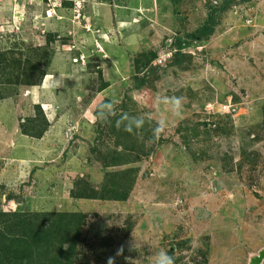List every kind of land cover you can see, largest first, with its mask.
<instances>
[{"label":"rangeland","instance_id":"374dc122","mask_svg":"<svg viewBox=\"0 0 264 264\" xmlns=\"http://www.w3.org/2000/svg\"><path fill=\"white\" fill-rule=\"evenodd\" d=\"M221 4L0 0L19 60L0 66L1 243L28 214L77 212L73 264H248L264 247V0L175 55Z\"/></svg>","mask_w":264,"mask_h":264},{"label":"trees","instance_id":"16d2710c","mask_svg":"<svg viewBox=\"0 0 264 264\" xmlns=\"http://www.w3.org/2000/svg\"><path fill=\"white\" fill-rule=\"evenodd\" d=\"M235 1L237 0H223V4L214 6L210 13L207 14L205 22L196 31L188 33L178 40V50L175 55L178 57L182 45H188L191 40L202 41L207 39L216 26V15ZM239 1L245 2L249 0ZM6 53L8 52L5 49L0 51L1 68L2 66L4 68L12 67L17 61L19 62V60L16 61L15 59L7 61L4 56ZM143 82V79H140L138 85L143 84ZM35 136L39 137L41 133ZM97 137H100V132ZM79 196L83 195L79 193ZM28 216L32 217L23 218L18 223V225L24 227L23 229H26L20 237L17 238L16 234L14 237L5 234L4 242H0V253L8 254L6 258H0V264H5L6 262L8 264H33L35 259L39 260L36 264H45V261L42 262L41 259L46 257L48 258L46 261L49 264H73L77 262L79 258L75 256L76 254L78 255L75 241L81 226V214L77 212H57L52 213L50 216L37 215L36 213L28 214ZM38 216H41V218L37 219ZM71 232H76L72 238L68 236ZM67 241L69 243L64 247V243ZM32 245L45 250L44 255L40 256L38 253L34 255Z\"/></svg>","mask_w":264,"mask_h":264},{"label":"clouds","instance_id":"9594fccd","mask_svg":"<svg viewBox=\"0 0 264 264\" xmlns=\"http://www.w3.org/2000/svg\"><path fill=\"white\" fill-rule=\"evenodd\" d=\"M176 104L181 105L180 98L176 99ZM159 128V125H158ZM163 131V129H160ZM109 264H113L112 258H109ZM153 264H175L173 257L169 256L166 252L160 251L156 254Z\"/></svg>","mask_w":264,"mask_h":264},{"label":"crops","instance_id":"0c3cea01","mask_svg":"<svg viewBox=\"0 0 264 264\" xmlns=\"http://www.w3.org/2000/svg\"><path fill=\"white\" fill-rule=\"evenodd\" d=\"M43 81V80H42ZM41 81V82H42ZM41 85V84H40ZM33 87H31L30 89H32ZM40 88H41V90L43 89V87H39V88H36V91H34V92H36L35 94L36 95H38L39 93H37V90L38 91H40ZM46 90V89H45ZM29 93H31V90H29ZM33 93V92H32ZM34 93L32 94V95H35ZM37 102H33V103H41V101L40 100H36ZM46 135H47V132L45 133V135L44 136H41L40 138H35L34 140H37V143H38V145H41L42 143L45 145V139H46ZM38 153L40 154V155H45V159L46 158H49V155H51L50 153H46L45 151H43V149H40V150H38ZM46 153V154H45ZM47 161V160H46Z\"/></svg>","mask_w":264,"mask_h":264},{"label":"water","instance_id":"95a60500","mask_svg":"<svg viewBox=\"0 0 264 264\" xmlns=\"http://www.w3.org/2000/svg\"><path fill=\"white\" fill-rule=\"evenodd\" d=\"M264 259V247L261 248L256 254L249 257L248 264H262Z\"/></svg>","mask_w":264,"mask_h":264}]
</instances>
